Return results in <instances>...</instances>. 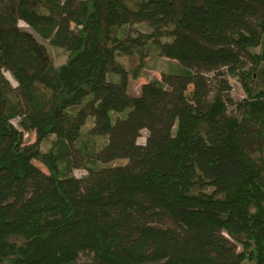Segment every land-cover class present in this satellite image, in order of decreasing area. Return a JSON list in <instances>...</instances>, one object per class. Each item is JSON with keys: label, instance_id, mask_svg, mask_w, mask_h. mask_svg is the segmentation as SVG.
I'll use <instances>...</instances> for the list:
<instances>
[{"label": "trees", "instance_id": "16d2710c", "mask_svg": "<svg viewBox=\"0 0 264 264\" xmlns=\"http://www.w3.org/2000/svg\"><path fill=\"white\" fill-rule=\"evenodd\" d=\"M150 49L180 69L131 94ZM260 139L264 0H0V264H264Z\"/></svg>", "mask_w": 264, "mask_h": 264}, {"label": "rangeland", "instance_id": "374dc122", "mask_svg": "<svg viewBox=\"0 0 264 264\" xmlns=\"http://www.w3.org/2000/svg\"><path fill=\"white\" fill-rule=\"evenodd\" d=\"M63 19L68 20L70 25L73 24L69 9H67L63 13ZM18 24L20 27L28 30V33L31 35L32 39L35 42L43 45L45 55L47 56L50 63H52L53 65H59L60 63L66 60L67 51L65 49L52 45L49 42V40L42 39L34 31H32L23 21H19ZM135 27L139 28L140 30H147V27L144 24H138ZM120 60L131 71H133L134 68L139 66L138 65L139 59L136 56H123L120 58ZM179 69L180 67L175 60L159 56L155 50L150 49L148 51L147 56L144 58L143 61H141L140 67L137 68V76L135 77L130 76L129 78V86H128L129 92L131 94H136L142 83L147 81H160L162 73L167 72L168 70H179ZM3 74L10 81L12 85H16L15 81L13 80L9 72L4 71ZM228 81L230 85V96L234 101V103H237L247 98V95L245 94V91L243 90L241 83L236 77H228ZM190 90H191V86L189 87L188 91ZM228 110L233 115H236L238 113L235 104H229ZM13 123L17 125V118L13 119ZM92 124H93V118L89 116L86 119L84 126L82 127L81 136L77 141V144L81 146V148H83L88 153L91 152L93 153L94 151L100 149L106 141L105 136L90 135L88 133V130L90 129ZM145 135H146V130H143L142 135L138 138V142L143 143ZM23 138L26 144L34 143L36 139L35 133L32 131L24 132ZM51 139L52 136H49L44 140L40 141V143L38 144L39 149L41 150L47 149L49 147ZM254 146L258 150V152L264 157V140L263 139L256 140ZM123 161L124 160L119 159L112 161L108 164H115ZM33 163L38 167H40L43 171H46L45 166L37 159L34 158ZM97 164L100 165V163ZM64 165L65 163H61V168L64 171H67V167H64ZM86 171L87 170L84 167L70 169V173L77 177H81L85 175ZM82 259H84V257H82ZM242 264H250V263L244 261Z\"/></svg>", "mask_w": 264, "mask_h": 264}]
</instances>
